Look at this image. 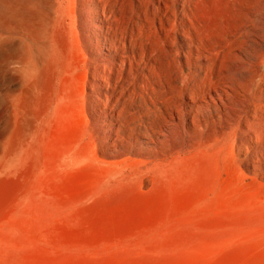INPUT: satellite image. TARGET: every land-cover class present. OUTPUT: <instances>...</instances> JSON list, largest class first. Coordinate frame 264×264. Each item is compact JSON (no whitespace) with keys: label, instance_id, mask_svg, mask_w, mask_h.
<instances>
[{"label":"rangeland","instance_id":"1","mask_svg":"<svg viewBox=\"0 0 264 264\" xmlns=\"http://www.w3.org/2000/svg\"><path fill=\"white\" fill-rule=\"evenodd\" d=\"M100 2L111 34L136 47L122 86L104 89L102 111L73 52L35 145L0 172V264H264V33L250 37L251 69L234 59L247 57L236 40L264 0ZM162 9L179 23L189 12L194 41L219 53L192 60L184 89L179 73L193 48L181 27L165 35ZM108 53L104 46L101 57ZM13 62L0 53V170L29 77L11 79ZM229 64L249 80L244 111L223 90L193 101L200 67L215 80Z\"/></svg>","mask_w":264,"mask_h":264},{"label":"bare ground","instance_id":"2","mask_svg":"<svg viewBox=\"0 0 264 264\" xmlns=\"http://www.w3.org/2000/svg\"><path fill=\"white\" fill-rule=\"evenodd\" d=\"M55 3V0H0V53L13 58L15 64L10 69L11 79L17 77L18 71L29 75L14 104V128L1 160L0 172L20 160L23 148H32L35 145L38 136L37 123L54 107L59 92L68 85L66 74L74 51L83 59L85 83L93 80L97 84L98 89H92V98L94 104L99 105L103 111L110 106L109 95L104 93V89L122 86L127 59L130 58L127 55L128 49L136 48L131 40V46L127 45L126 33L122 32L121 38L114 32L111 34L100 0H83V3L82 0L63 1L59 8L60 16L53 24ZM93 4L98 6L95 9L96 21L93 19L95 13L91 10ZM166 9H162L159 17L165 35L169 38L181 27L186 39L191 42L186 46L193 48L185 52L186 61L179 73L180 86L184 89L192 81V60L203 54L213 58L219 53L202 42L194 41L191 32L192 27H195L188 24H192L189 12L185 13V19H181L179 23L180 15L177 12L169 14ZM82 14L85 15L86 24L83 23ZM167 24L169 27H166ZM244 28L236 43L247 47V57L242 59L234 55V59L235 63H244L251 69L256 63V55L249 49L253 48V39L250 37L264 33V13L251 15ZM101 31L104 32V39ZM104 46L109 50L107 57H101ZM233 64L221 66L215 80L211 76L213 71L210 66L200 67L205 76L193 81V87L189 88L193 101H206V97L212 96V91H216L222 98L220 91L223 90L232 97L233 102L241 105L239 110L244 111L248 104L246 86L249 80L245 76L241 77L244 71L235 68ZM224 70L227 71L226 74L223 73ZM262 80L264 82V78Z\"/></svg>","mask_w":264,"mask_h":264}]
</instances>
